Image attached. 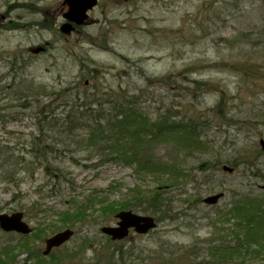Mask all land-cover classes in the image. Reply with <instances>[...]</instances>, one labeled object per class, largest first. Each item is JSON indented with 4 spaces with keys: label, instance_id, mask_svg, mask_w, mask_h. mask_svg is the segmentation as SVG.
I'll return each instance as SVG.
<instances>
[{
    "label": "rangeland",
    "instance_id": "374dc122",
    "mask_svg": "<svg viewBox=\"0 0 264 264\" xmlns=\"http://www.w3.org/2000/svg\"><path fill=\"white\" fill-rule=\"evenodd\" d=\"M62 2L63 0H0V81L3 79L2 83L7 84L24 77H34L38 83L52 85L51 92L47 91L51 97L48 94L40 95L42 104L39 109H43L41 106L45 107L44 114L50 116L52 113L51 116L61 123L71 118L67 114L69 107H66L71 106V103L66 105L64 99L59 100L60 97L56 94L61 88H67L65 94L75 95L77 91L80 96L81 91L74 88L78 85L77 77L94 68L96 70L89 74H97L98 94L105 93L104 100L118 98L120 94H135L136 102L147 113L148 118H156L159 111L163 113L165 109L180 115L203 111L210 124L204 128L206 136L203 135L200 141L195 142L207 143L208 147H196L193 151L187 149L181 145L184 141L181 138L183 133L174 132L171 138L152 140L141 153L153 156L155 160H175L186 169H191L195 182H185L183 188L167 186L169 189L174 188L175 198L178 194H182L181 198L185 195L191 198L198 189L203 190L201 198L218 191L223 192V197L216 205L209 206L200 203L201 199L188 203L175 201L172 209L180 212L177 218L159 222L148 234L126 241L124 248L143 250V256L147 257L154 250L172 249L175 254L178 253L174 261L167 258L162 263L161 260L155 263L144 260L142 264L212 263L217 259L214 247L232 240L230 225L215 222L218 210L230 207L234 200L244 195L264 201V190L260 187L264 183V154L259 152L258 143V138L264 137V116H257V126L245 125L238 119L226 123L225 117L218 116L226 113L228 105L232 115L237 113L242 118L249 114L246 108L250 107V103L241 104L253 99L245 92L249 80L232 72L228 66L219 64L223 59L232 60L241 46L251 49L253 42L260 44V41L264 44V0H100L90 12L93 18L98 19V23L83 27V31L73 33L66 41L56 31L58 21H62ZM43 20L45 23L42 25ZM47 24L50 26L45 27ZM243 39L250 41L245 44ZM38 45H46L45 50L38 54L32 53L31 50ZM241 57L246 58L245 55ZM254 59L261 61L257 56ZM11 60L14 63H9ZM224 63L229 64V61ZM168 74L170 78L162 84L160 79ZM204 81H209L220 90L224 89L223 92L227 90L225 95L229 101L224 108L218 109L221 113L217 112L215 115L212 110L218 94L214 91L202 93ZM92 82H88L91 92L96 86L94 82L92 87ZM259 82L264 85V81ZM3 98L4 94L0 95V114L3 115L0 116V135L4 139L11 137V141L16 142L31 133L37 134L40 130V119L35 118L37 114L31 112L17 117L10 108L3 109ZM67 98L71 99L70 96ZM257 98L252 108L255 109V114L263 115L259 111L264 102L263 90L258 91ZM83 101L85 99L81 96L79 102ZM50 102L51 105L48 106ZM84 110L85 107L79 108V111ZM90 123L91 117L85 113L82 120H73L70 127L81 133ZM3 127L12 133L8 135L2 130ZM47 136L50 142V136L58 139V130L50 131ZM85 155L86 152L76 153L73 158ZM214 157L222 159L219 164H227L229 159L237 157L240 163L232 173L221 170L222 164L205 173L197 169L201 163L214 161ZM48 158L54 160L56 166H66V171L70 172L69 176L72 178L68 180V184L72 188L61 190L58 196L51 197L46 189L54 182L42 180V173L36 174L35 179L25 177L20 186L13 183L4 186L0 183V204L7 206L1 211L12 212L20 206L29 207L33 201L38 200L45 207H52L43 228L58 225L59 228L56 229L60 230L64 227L58 224L59 221L67 222L74 212L70 209L83 203L85 200L82 197L89 193L94 202L98 203L93 208L89 207L86 212L82 210L84 214L79 211L84 218L74 223L72 228L76 232L75 236L53 254L54 257L61 258L80 251L74 259L64 260L63 263H105L104 258L99 256L98 249L105 242V237L99 233V227L110 223L111 216L103 218L97 211L102 205L123 199L133 186L143 189L156 186V178L141 170L136 172L121 163H109L97 169H91V166L84 168L71 159L68 151L53 152ZM226 159L228 160L225 161ZM71 182H74L73 185ZM73 196L75 199L71 200ZM99 201H102V205ZM260 208L262 209L261 206ZM26 220L34 228L36 226L35 230L42 226V220L35 215L30 218L26 216ZM46 233L45 236L35 237L34 250L38 248L40 251V247L43 248ZM84 237L91 239L88 248L82 245L76 249ZM19 238V234L15 232L0 233V242L13 241L5 244L1 253L3 260L11 261L16 255L14 264H26L27 255L16 254L22 249H11V245ZM163 242L166 243L160 244ZM8 254L10 257H7ZM43 259L44 263L49 262L46 256ZM35 262L36 258L31 255L27 264ZM215 264L229 263L220 260Z\"/></svg>",
    "mask_w": 264,
    "mask_h": 264
},
{
    "label": "trees",
    "instance_id": "16d2710c",
    "mask_svg": "<svg viewBox=\"0 0 264 264\" xmlns=\"http://www.w3.org/2000/svg\"><path fill=\"white\" fill-rule=\"evenodd\" d=\"M246 41L249 42L250 40L243 39L242 42L246 44ZM258 42L262 46L257 42H253L251 49H249L248 46H243V48L241 46L237 50L239 52L236 51V56L232 58V60L223 59L219 64V66H228L229 70L238 73L243 79L249 80V82L246 83L245 92L250 94L253 99L241 103H250V107L246 108L249 114H246V116L242 118H240L237 113L232 115L228 110L229 105L226 107V113L219 112L218 109L224 108L226 102L229 101L228 96L225 95L227 90L223 92L224 89L220 90V88L211 84L209 81L202 82L204 86L202 92L205 90H213L218 94L212 110H214L215 115L217 112L221 113L218 114V116L221 115L225 117L226 123H231L235 121V119H238L245 123V125L255 126L258 120L257 116H264V102H262L263 106L261 105L259 108V111L263 113V115L255 114V109L252 108L253 104H256L258 99V91H260V89L264 91V85L259 82L264 81V64H262L264 61V44L260 41ZM241 55H245L246 58H242ZM256 56L260 57L261 61L253 60ZM225 61H229V64L224 63ZM94 70L96 69L94 68L89 73H93ZM84 76H87V74L83 75L80 79ZM96 77V74L91 75L92 79ZM169 78L170 76L168 74L166 77H162L161 82L165 84L167 81L166 79ZM195 83L199 84L200 82ZM51 87V85L49 88L48 85L36 84L34 80L31 79L26 83H20L17 87L7 86L2 88V93L9 94L6 98L7 104L10 101H16L21 111L26 110L30 112V110H33V114H37L35 118L40 119V130H38V134L31 133L29 137L20 139V141L15 143L10 139L4 141L0 137V183L4 184V186L11 183L19 186L25 177L30 176L34 178L36 174L42 173V180L44 179L45 182H54L47 186L46 193L52 196H58L61 190H65L66 188L71 189L72 187L68 184V180H72V178L69 176L70 172L66 171V166H56L54 160L48 158L53 152L68 151L72 154L71 159L84 168L89 166L103 167L109 163H121L125 166H130L136 172L141 170L146 175H152L156 178V186L150 189L133 186V188H130V191L125 194L123 199L112 201L105 205H102V201H99L102 207L100 208L98 205L100 209L97 212L104 217H110L121 208H127L154 214L156 219L159 220L163 219L165 215L173 216L175 214H173L174 209H172V205H174L175 201L180 200L181 202L182 200L183 203H185L192 200L199 201L201 199L200 195L203 190L198 189L191 195V198L186 195L184 198H181L182 194H178V197L175 198L174 188H167V186L183 188L185 182L194 181L195 176L192 174L191 169H186V167L181 166L175 160L171 162H167L162 158L155 160L153 156H146L141 152L147 147L149 142L152 143V140L171 138L174 132L183 133L181 138H183L184 141L181 145L187 149L189 148L193 151L194 149L196 150V147L198 149L208 147L207 143H204V145L203 143L199 144L195 142V140L200 141L203 135L204 137L206 136L204 128L210 124V121L207 122L208 118L205 117L203 111H194L189 115L181 114L178 120L174 121L171 120V117H177V114L165 109L163 112L168 113L165 114L159 111L156 118H148L147 113L142 110V107L137 104V102L133 101V99H135V95L133 96V94L131 96L120 94V97L117 96L118 98L113 97L112 100L103 101L100 100L102 96L97 97V91L89 92V88L83 86L81 94H84L85 99H94V102L90 100L88 104L84 105L76 98H67L68 95L65 94V89L61 88L58 93V95H60L59 100L64 99L67 105L71 103V108L67 113L68 116L72 114L74 110L79 111L80 107H85L89 116L92 117L91 123L86 125L88 127H86L82 133L78 134L75 129L70 127V125L73 124V120H79L77 116L73 115V118H68L61 123L59 120L55 119L56 117L51 116L53 115L52 113L50 114L51 118L48 117L49 115H45V107L41 106L43 109H39L41 105L38 101L40 95L47 96V91L51 89ZM48 96L51 97L50 95ZM95 100L98 101L96 102ZM51 102L47 105L50 106ZM105 105L111 106L110 110L104 112L102 108L105 107ZM8 107H15V105L8 104V106H4L3 109H8ZM0 116L3 115L0 114ZM79 117H82V119L85 117L82 115V111H80ZM76 127L80 128V125ZM55 129L58 130L59 137L56 139L50 136V142L47 133L50 134V131ZM7 133L9 134L11 131ZM163 135L166 136L162 137ZM198 149L197 151H199ZM85 152L87 155L82 156V158H80L81 160L97 159L99 165L98 163L92 165V163H88L87 161L82 162L77 157L73 158L76 153L82 154ZM259 152L262 153L261 151ZM216 156L217 155H215V157ZM238 157L236 159H226L225 161L228 160L227 162L229 164L236 167L237 164L240 163ZM220 160L222 161V159L216 158L214 161L208 160V162L201 163L198 166V170L203 173L211 169L215 170ZM207 163L211 165L209 166ZM73 183L74 182H71L72 185ZM211 189L212 188H210V190ZM38 195L41 197L39 193ZM74 199L75 196L71 198V200ZM82 199L83 201L85 200L83 203L70 209L74 211L71 215L72 217H69L67 222L59 221L58 224L61 226L74 225L78 220L80 221L84 218L81 215V213H83L82 210L86 212L89 207L93 208L96 206L95 203H98L94 202L93 196H90L89 193L85 197H82ZM90 202L92 203L90 206H83V204H88ZM30 205L29 207H22L21 209L24 208L26 215H29V212L33 211L34 215L41 216L40 219H43V223H45L51 207H45L38 200L33 201ZM2 207L3 206H0V209ZM79 211H81V213H79ZM217 214V220L214 219L215 222L221 221L222 223L224 222L223 224L230 225L232 240L230 242H221L214 247V254L217 258L216 261L221 260L229 264H256L263 261L264 201L262 202L261 199L259 200L250 195H244L234 200L228 209L218 210V213L215 215ZM231 220H233V222H230ZM43 223L41 227L37 228V233L34 236L45 235L46 230L54 231L56 228H59L58 225L49 226L48 228L45 226V228H43ZM14 245H17L15 246L17 249H22L27 252L31 249V254L36 258V261L39 259L41 260L39 250L36 249L32 251L33 248L27 242L26 237H24L22 242H18ZM14 245L11 247L13 248ZM105 245L104 248L106 249L105 255L107 256V261L112 262L117 256L116 260H118L120 264L133 263L134 261L137 262V264H142L144 260L153 263L161 260L162 263L166 258L170 261H174L178 256L172 249H165L151 251L150 254L155 253L151 258L146 256L142 257L143 255L141 252L140 254H137L138 252L134 254L131 250L125 251L123 249V244L110 241L109 239L106 240ZM1 249H4V246L1 247ZM71 256L72 254L68 257ZM50 258L55 262L62 260L59 259V257L50 256ZM0 262L2 264L12 263L9 261L5 262V260L1 259Z\"/></svg>",
    "mask_w": 264,
    "mask_h": 264
},
{
    "label": "water",
    "instance_id": "95a60500",
    "mask_svg": "<svg viewBox=\"0 0 264 264\" xmlns=\"http://www.w3.org/2000/svg\"><path fill=\"white\" fill-rule=\"evenodd\" d=\"M97 0H65V3L69 5V10L65 14V17L68 19L74 20L77 24H80L84 21L86 17V11L90 9L92 5L96 3ZM71 28V23H64L61 26V30L69 32ZM261 147L264 151V139H259ZM232 170L230 167L225 166L224 169ZM264 188V185L262 186ZM221 193L217 195L206 196L204 202L206 203H215L220 197ZM119 218L117 226H104L102 231L106 234H111L113 239H121L128 234V228L134 227L136 232L143 233L149 228H152L155 225L153 218L146 215H138L133 211L129 210H120L116 215ZM22 214L20 212H13L11 215L6 213L0 214V227L5 228L6 230H17L22 233L30 232L31 228L27 226L25 222L22 221ZM72 234V230L68 229L64 231L56 232V234L46 239V249L43 251V254L46 255L53 246H57L64 241H66ZM264 264V263H263Z\"/></svg>",
    "mask_w": 264,
    "mask_h": 264
}]
</instances>
